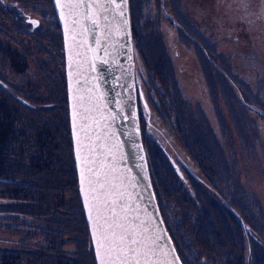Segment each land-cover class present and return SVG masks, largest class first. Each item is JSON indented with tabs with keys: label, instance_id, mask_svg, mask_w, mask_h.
<instances>
[{
	"label": "rangeland",
	"instance_id": "374dc122",
	"mask_svg": "<svg viewBox=\"0 0 264 264\" xmlns=\"http://www.w3.org/2000/svg\"><path fill=\"white\" fill-rule=\"evenodd\" d=\"M16 1L23 16L25 11L39 18L40 22L37 25L21 23L20 27H24L19 29L17 15L21 14L8 7L9 2ZM133 10L138 82L145 91L142 81L151 72V79L163 98L162 108L169 112L166 118L174 122L172 134L183 142L180 133H186L192 140L191 151H187L192 166L197 164L193 150L204 156L201 158L205 161L206 154L214 155L215 164L212 166L219 176L217 191H212L217 195L215 200L221 206L228 202L235 208L229 210L232 226L234 218L238 220V217L245 219L246 228H254L260 242L247 239L245 250L261 256L263 262L258 264H264V29L260 23L264 21V0H133ZM178 21L185 26L183 34L187 36L180 41L182 51L177 57L174 43L178 42V33L173 23ZM190 22L195 29L190 28ZM196 29L205 34L204 37L207 34L208 40L196 33ZM64 71L62 29L53 1L0 0V80L13 89L12 94L0 82V97L4 100L2 103L0 99V108L5 109L3 105L11 103L20 109L25 126L30 125L36 132L26 136L28 144L37 138L36 130L40 124L48 126L51 122L50 129H55L57 122L69 114ZM203 81L207 84L210 100L206 98ZM184 96L190 101L192 98L196 100L195 107L200 106L205 114L202 115L201 110L196 112L190 105L182 106ZM138 99L141 101L140 95ZM147 133H144L145 147L155 190L158 184L164 188L163 176L174 185V173L171 174L169 168L172 166L168 165L171 151L164 150V143L156 132L149 131L156 143ZM167 143L174 148V143L173 146ZM67 147L62 136L55 131L44 147L35 145L32 154L27 153L33 160L32 175L28 164L24 163L27 159L18 157V152L12 155L15 162L7 163L12 172L16 167L17 176L26 173L28 177L19 181L11 173L9 177L14 184L0 183V205L4 198L13 194L11 189L17 191L15 186H22L21 192L19 189L17 193L24 195L27 202L36 204L38 194H41L38 204L42 209L41 219L36 220L34 226L33 219L29 224L23 223V218L0 210V264H11L8 254L12 257V264H93L91 243L85 239L84 227L87 231L89 229L78 203L74 167L72 163L66 166V160L70 161L69 155L66 156ZM69 154L73 155L72 149ZM221 161H226L227 166ZM36 162H39L40 169L35 168ZM51 162L53 169L51 167L48 171ZM204 172L200 168V174L207 178ZM208 178L213 182L211 176ZM175 192L159 195V201L161 204L162 197L171 221L177 224L170 226L178 232L179 246L194 263L205 264L195 257L193 251H205L193 250L186 233L194 236L195 247H203V244L214 250L212 252L234 253L235 246L231 247L229 238L221 241L228 232L219 224L220 218H215L216 228L211 227L210 218L200 219L197 226L193 225V232L189 222L184 226L178 224L191 214L188 213V217L186 211L181 216L174 214L172 208H177L175 201L179 195V191ZM216 201L214 206L222 210ZM181 208L185 209V205ZM191 208L189 206L188 212ZM161 211L168 225L162 208ZM206 225L211 228L204 231ZM32 227L33 231H29ZM210 257L204 254L206 264H210Z\"/></svg>",
	"mask_w": 264,
	"mask_h": 264
},
{
	"label": "water",
	"instance_id": "95a60500",
	"mask_svg": "<svg viewBox=\"0 0 264 264\" xmlns=\"http://www.w3.org/2000/svg\"><path fill=\"white\" fill-rule=\"evenodd\" d=\"M52 1L62 29L79 192L96 263L105 257L97 256L93 232L99 236L97 226L112 215L106 205L114 200L116 219L136 228L142 241L140 264H185L163 217L142 137L138 94L144 96L136 80L129 0Z\"/></svg>",
	"mask_w": 264,
	"mask_h": 264
},
{
	"label": "flooded vegetation",
	"instance_id": "af4514ba",
	"mask_svg": "<svg viewBox=\"0 0 264 264\" xmlns=\"http://www.w3.org/2000/svg\"><path fill=\"white\" fill-rule=\"evenodd\" d=\"M131 2H132V10H133V0H131ZM8 7H10V9L12 11L17 10L18 13L21 14V15H17L18 19H19V23H18L19 29L24 27V26L20 27L21 23L29 24V22L31 23L32 21H36L37 23H32V24L37 25L40 22L39 18L33 17L32 15H30L29 13H27L25 11L23 12V14L25 13L23 16L21 6H20V4H18L17 1L16 2H9ZM133 11H132L133 34L135 36H137L136 32H135L136 28H135V21H134L135 19H134ZM22 16H23V19H22ZM260 23L262 25V28L264 29V21H260ZM173 24H174V28H176V31L178 33V35H177L178 36V42L174 43L175 55L178 57V56H180V53L182 51L180 41L181 40L184 41L185 40L184 38H186L187 35L183 34L185 31L184 30L185 26L181 22L178 21V23L174 22ZM190 25H191L190 28L192 27L193 29H195L194 24H191V22H190ZM195 32L200 34V36L205 35L197 29L195 30ZM203 38L208 40V35L206 34V37L203 36ZM195 41H197V37H196ZM134 46H135V42H134ZM203 47L206 49L205 46H203ZM207 50L209 51V48H207ZM205 55L207 56V51H206ZM211 59L213 60V58H211ZM137 71H139V68H137V70H136V79H137V84L139 85V89H141V92L143 93L144 101H145V103L142 99H141V101H139L140 122H141V129H142L143 137H144V133L146 131V132H148L147 133L148 137L151 138V140L156 143L153 135L151 133H149V131L156 132V136H159L161 141L164 143V144L162 143L164 146V150L167 151L166 149H168V151L172 152V153L171 152L168 153L169 158L168 157L167 158H168V162H169L168 165L172 166V167H169L172 170L171 174L174 173V175H172L173 179H174L172 183L174 185H172L168 182L169 179L167 180L166 176H163L161 181L164 180V182H165L164 188L162 189L161 185L158 184V189L156 187V190L159 193V195H161V196L164 193H177L175 191L176 190L179 191V195L177 196L176 201H175V207H177V208L176 209L172 208V211H174V214H177V215H180L183 211H186L187 217H188V213L191 214L190 217L187 218V220L180 221L181 223H178V224H180L181 226H184L187 222H189L191 224V231H192L193 225L196 224V226H197V223L199 221L198 220V216H199L198 212L201 209H207L209 211H212L213 208L216 207V206H214V201H216L215 198H217V195H215V193L212 191H217L216 186H219V176L216 174L217 172L212 166V164H215V159H213L214 155L212 156V155L206 154V161H205V158L204 159L201 158L202 155L200 156L196 150H193L192 152L196 158L197 164H195L196 166H192V164L190 162L191 159H187L188 158L187 151L188 152L191 151V149L189 147H191V145H192L191 144L192 140H190L189 135L186 133L185 134L180 133L181 139L183 140V142L180 139L176 138V135L172 134L173 129L175 127V126H173L174 122L172 119L169 120L166 118V116L168 115L169 112L162 108L163 98L157 92L158 90L156 89V85L154 84V82L151 79L152 78L151 72L143 78L142 84L145 87V91H144L142 85L140 84V82H138L139 74ZM184 71H185V69H184ZM187 72H190V71L187 70ZM64 73H65V78H66V70L64 71ZM177 76L178 75H176V77ZM192 78L194 80H197L196 78H194V76ZM0 82L4 84L3 85L4 88H6L10 93L13 94V91H12L13 89L8 85V83L2 82L1 80H0ZM202 83L205 86L204 87L202 85L204 87V90L207 91L206 82L203 81ZM185 94L188 95V91H186ZM205 94H206V98H208L207 100H210L209 91L205 92ZM0 99H2V98L0 97ZM27 101H25V102H27ZM195 102H196V100H194L193 98L190 101L188 98H186L184 96L182 106L190 105L193 109H196V112H198L197 110H201V108H200V106L195 107V104H194ZM206 102H205V104H206ZM206 107L208 108V106H206ZM19 110H20L19 108L14 107V108H10L8 111L20 114ZM5 111L6 110L4 109V112ZM200 113L203 115V114H205V111L202 112V110H201ZM51 115H53V114H51ZM195 115H197V113H195ZM50 117H52V116H50ZM141 119H142V121H141ZM65 120H67V122ZM52 126H53V124L51 122L49 123L48 126L46 124H40V128H38L36 131H38V132L40 131V133H41L42 129H45V132L41 133L40 136H39V133H37V135H35L37 138H33V142H30V144H28L29 142H27L26 136L32 131L34 133H36L35 129H31V130H29L30 131L29 132L28 130H26V126L25 127L23 126L24 127L23 129H19L15 132V135H16L15 139H14L15 142L12 145H10V146H12L10 148V150H5L8 154L5 153V151H3L2 153H4V154H2V156H4V158L7 161H9L7 163H10L12 160H14V162H15V159L13 158L12 155L17 154V152H18L19 153L18 157H23V159H27V160H24V163H25V165L28 164L29 168L31 169V175H32L33 174V160L27 155V153L32 154L31 149H33L32 147H34L35 145H38L39 148L44 147L45 142H47L49 139H51V138H48L46 135H48V133H52V135H53L54 132L57 131L62 136L63 142L66 143L68 146L66 148V150H67L66 156L68 157V155H69L70 161H69V159L66 160V166L70 165V163L73 164V167H74L73 174H75V182H76V185L78 188V199H79L78 203L81 204V207H82L83 213H84L83 214L84 222H85L86 226L88 227L87 220L85 217L84 208H83V204H82V200L80 197V192H79V184H78V175H77V170H76V164L74 165V163L72 161V156H71V154H69L70 149H72V137H71L70 122H69V114H68V116L62 117L60 122H57L55 129H50ZM22 130L23 131L25 130V131L23 132ZM17 139H19L18 142H16ZM143 139H144V142L147 141L145 139V137ZM172 140H173V142H172ZM167 141L170 142L171 146H173V143H174L175 144L174 148H171L168 145L169 143H167ZM33 144H35V145L33 146ZM15 145L19 146V147L21 145L22 148L17 149ZM160 147L161 146H159V148ZM174 152H175V154H173ZM162 154H163V152H162ZM25 155H27L28 157ZM202 157H204V156H202ZM161 158H162V156H161ZM151 159H152V157H151ZM221 162H222L223 166L224 165L227 166L226 161L225 162L221 161ZM7 163H3V168H5L4 169L5 171L2 173L0 172V183H2V182L7 183L10 186V182H12V178H10L9 175L11 173H13L14 176H17L16 175L17 169H16V167H14V169H15L14 172L10 171L9 167L7 166ZM52 163L53 162H51V164H49L48 171L50 170L51 167L53 169ZM35 168L40 169L39 162H36ZM200 168L205 170L204 173H206L205 175L207 176V178H208V176L209 177L211 176V178H213V182H211L209 180V178L207 179L206 177H204L203 175L200 174ZM161 169L162 168H160L159 170H161ZM209 171H211V172H209ZM61 172L63 173L64 171L61 170ZM14 176H12V177H14ZM7 177H9V178H7ZM27 177H28V175L26 173H22V174L20 173L17 176L19 181L27 179ZM57 177H60V175H57ZM30 182L33 183V181H30ZM166 182H167V186L165 187ZM14 183L15 182H12L11 184H14ZM70 184H72V183H70ZM222 185H224L223 182H222ZM53 187H54V185H53ZM227 187H228V185H227ZM21 188H22V186H20V187L15 186V189H17V191L20 189V191H18V192H21ZM223 188H224V186H223ZM11 191L13 192V194L10 197H6L2 200L3 202L0 205V210L1 211H7V213H9L10 215H13L15 217L23 218V223L28 222V224H29V222L32 221L31 219H33V226H34V222L38 219H41L40 209H42V208H41V204H38L39 202H41V194L40 195L38 194L39 199L36 201V204H33L32 201H28V202L25 201L24 195L18 194L17 191H15L13 189H11ZM158 201H159V198H158ZM216 202L219 205V207L223 208L222 209L223 210L222 218H220L219 220H220V224L224 225L223 226L224 228H227L228 235L226 233H225L226 235L225 234L224 235H225L227 240H228V238L231 240V247L235 246L234 253H238V254L244 253L245 241H247V239H252L255 242L256 241L260 242V236L258 234H256L254 228H249V229L246 228L247 225L245 226V223H246L245 219H240V218L236 217L240 221L239 222L238 220H236L234 218V225L233 226H236L237 227L236 229L230 224L229 210H231L233 206L230 207L228 202H227L228 204L225 203L226 205L222 204V206L219 204L218 201H216ZM159 204H160V201H159ZM183 205H185V209L181 208V206H183ZM160 206L163 210L164 216L166 217V219L169 223L168 224L169 229L171 226H173V224L177 225L176 222L171 221V217L166 211V206L163 204L162 197H161ZM189 206L192 207L190 212H188ZM233 210H235V208ZM33 214H35V215H33ZM3 215H7V214H3ZM28 215H31L33 217H29ZM183 217H185V216H183ZM10 218L13 219L12 216H10ZM50 219H51V216H50ZM210 221L211 220H209V223H210ZM38 229L39 228H37L35 230H38ZM84 229L86 231L85 233L87 234V237H85V239H88V241H89L91 239L90 234H89L90 232L87 231L85 227H84ZM171 230H173V232H175L176 235L178 234L176 229H173L171 227ZM29 231H33V227L29 228ZM186 234L188 235V233H186ZM226 239H225V241H226ZM28 243H26V245ZM39 245H40V243L38 244V246ZM0 246H2V245L0 244ZM89 248H91V255L93 256V259H92L93 264H97L95 253H94V250H93V247L91 246V244H90ZM13 252L15 253V251H13ZM6 256L12 264L13 262L11 261V259H12L11 255L8 254ZM3 257H4V255H3ZM1 259L3 260L4 258H1ZM257 259L259 261H263V259L259 255H257ZM31 264H32V262H31Z\"/></svg>",
	"mask_w": 264,
	"mask_h": 264
},
{
	"label": "trees",
	"instance_id": "16d2710c",
	"mask_svg": "<svg viewBox=\"0 0 264 264\" xmlns=\"http://www.w3.org/2000/svg\"><path fill=\"white\" fill-rule=\"evenodd\" d=\"M2 103H4V100L1 99ZM5 108V112L3 108H0V172H4V168H3V163H7L9 161H7L4 156H2L3 151L5 150H10V148L15 141V132L19 129H23V126L25 127V121H24V117H22V114L20 115L19 113H14V112H10L8 111L10 108H14L15 106L11 103L3 105ZM14 106V107H12ZM67 122V120H65ZM31 126L29 125L28 127H26V130H31ZM23 131V130H22ZM25 131V130H24ZM23 131V132H24ZM30 132V131H29ZM40 132V131H39ZM38 132V133H39ZM45 132V129H42L43 133ZM48 138L52 137V133H48V135H46ZM72 150H73V145H72ZM6 152V151H5ZM72 161L75 165V160H74V152L72 155ZM157 191V190H156ZM159 196V194H157ZM159 198V197H158ZM222 214L223 211L220 210L219 208L215 207L213 208L212 211H209L207 209H202L198 212V220H205V219H211L210 221V225L211 227H215L214 224H216V220L215 218L219 219L222 218ZM219 222V221H217ZM209 224V223H208ZM220 224V222H219ZM209 226V225H208ZM207 225L204 227V231L206 229H210ZM217 226V225H216ZM216 228V227H215ZM171 230V228H170ZM172 235L175 239L177 248L180 252V255L184 261L185 264H195L194 261L183 251L182 247L179 246V240H178V236H176L175 232H173V230H171ZM193 232V230L191 231ZM222 232V231H221ZM223 233V232H222ZM178 237V238H177ZM188 240L190 241V243L192 244V248L193 250H197V249H201L204 250L203 251H193V254L195 255V257H197L199 259V261L204 262L205 264L208 263L206 258H204V254L208 255L210 257L209 263L210 264H258L260 262L263 261H259L257 259V256L252 252H248L247 250L244 251V253H246L247 255H244V253H229L228 255H223L221 254L222 251H215L212 252L214 250H210V248L205 247L203 244H201L203 247H195V241L193 239V235L189 236L187 235ZM226 239L225 235L223 236V238H221V241L224 242ZM227 240V239H226ZM90 243H91V239H90ZM225 245V244H222ZM92 246V244H91ZM227 251V248H226Z\"/></svg>",
	"mask_w": 264,
	"mask_h": 264
},
{
	"label": "snow or ice",
	"instance_id": "6c2138e0",
	"mask_svg": "<svg viewBox=\"0 0 264 264\" xmlns=\"http://www.w3.org/2000/svg\"><path fill=\"white\" fill-rule=\"evenodd\" d=\"M58 3L59 0H57ZM87 7L91 8L92 5H87ZM121 15H123V12H121ZM32 23L37 22L32 21ZM93 23H96V21H93ZM115 118V116L112 117V119ZM86 163L91 164L95 161H86ZM89 171L92 172V169L89 168ZM93 175L99 177L101 173L97 171L93 172ZM89 183L91 184L92 181H89ZM100 187L103 188L104 185L100 184ZM90 191L94 190L90 189ZM96 199L98 198L93 196V200ZM115 203L116 201L113 200L106 205L110 208L112 215L104 217L103 224H98L99 236L97 237L96 231L93 232V239L97 241V256L99 258L103 254L105 257L100 259V264H117V262L118 264H140V258L145 255L140 247L142 241L137 239L136 228L116 219V209L112 207ZM89 218L91 219V216Z\"/></svg>",
	"mask_w": 264,
	"mask_h": 264
},
{
	"label": "bare ground",
	"instance_id": "6f19581e",
	"mask_svg": "<svg viewBox=\"0 0 264 264\" xmlns=\"http://www.w3.org/2000/svg\"><path fill=\"white\" fill-rule=\"evenodd\" d=\"M67 80V79H66ZM72 145H73V141H72ZM73 152H74V147H73ZM74 159H75V164H76V157H75V152H74ZM77 170V168H76ZM91 237V236H90ZM91 244H92V240H91ZM92 247H93V244H92Z\"/></svg>",
	"mask_w": 264,
	"mask_h": 264
}]
</instances>
